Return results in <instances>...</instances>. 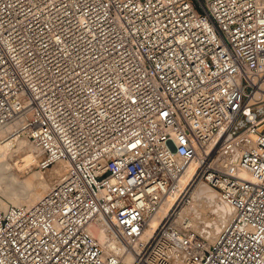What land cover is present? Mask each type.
<instances>
[{"label":"built area","instance_id":"obj_1","mask_svg":"<svg viewBox=\"0 0 264 264\" xmlns=\"http://www.w3.org/2000/svg\"><path fill=\"white\" fill-rule=\"evenodd\" d=\"M5 125L66 170L0 208V264H264V0H0ZM191 161L173 205L197 177L230 219L142 241Z\"/></svg>","mask_w":264,"mask_h":264},{"label":"bare ground","instance_id":"obj_2","mask_svg":"<svg viewBox=\"0 0 264 264\" xmlns=\"http://www.w3.org/2000/svg\"><path fill=\"white\" fill-rule=\"evenodd\" d=\"M23 136L24 135L22 133L14 130V125H5L0 129V174L6 171L10 172V169H12L11 164L9 165L10 169H6L5 167L8 161V158L6 159V153L8 149L12 146L13 142H15L14 147L20 145ZM56 162L61 163V160ZM53 166L54 167H52V170L53 168L56 169L54 175L59 176L60 178L64 174L63 170L65 169V166H63V164H54ZM195 167L196 162L194 161H191L188 164L178 181L177 187L167 194L158 211L147 221V224L144 228V232L142 234V241H145L150 236L152 231H154V229L157 228L158 225L167 217L169 209L173 205L175 199L183 190L184 186L188 184L189 181L193 178V171ZM37 173L39 174V172ZM39 175L41 176V174ZM48 178L49 177L47 176V179ZM199 183L202 182H198L191 193L192 202H189L188 204L183 205L181 207L180 211L178 212V217L175 218L173 222L179 224L181 223V221L186 220L188 225L197 234H199L202 238L207 241H212L216 237L220 229L230 219L232 215V210L231 207H229L217 197L215 191L212 188L206 186L205 184H202L205 186H198ZM45 189L47 190L48 188L36 187L33 191L36 193L35 196L31 197V199L28 200L25 206H28L35 202L45 192ZM21 196V191L9 181H5L4 183L0 184V208L4 207L5 205H23L21 203ZM196 205L197 207H195ZM196 208H200V211ZM211 209H214L216 211V214H213L214 218H209L212 215H210L209 212ZM208 215L210 216L208 217ZM93 234L99 240L102 239V237L98 233L93 232ZM131 260V255L129 253H126L122 257L120 264H130Z\"/></svg>","mask_w":264,"mask_h":264},{"label":"rangeland","instance_id":"obj_3","mask_svg":"<svg viewBox=\"0 0 264 264\" xmlns=\"http://www.w3.org/2000/svg\"><path fill=\"white\" fill-rule=\"evenodd\" d=\"M14 145H15V142L12 143V146L8 149V151L6 153V159L8 158V161L5 165V167H6V169H10L9 165L11 164L12 169H10V172L6 171V172H3L0 174V184L4 183L5 181H9L15 187H17L21 191V195H22L21 196V203L23 205H25L28 202V200L31 199V197L35 196L36 193L33 191L36 187H43V188L47 187V188H49V186L53 182H55L59 179V176L54 175V173L56 172V169L53 168V170H52V167H54L53 165L54 164H56V165L63 164V166H65L63 173H65L66 164H65V162L61 161V163L56 162V163L52 164L51 166H49L45 169H38L37 168V160L39 158V153H38L37 149L32 146V144L25 137V135L23 136L22 142L20 145H17L16 147H14ZM57 163H59V164H57ZM37 172H39V174H41V176ZM47 176L49 177L48 179H47ZM50 180H52V181H50ZM195 180L197 181V177ZM195 182L193 183V185H195ZM202 184L203 183H199L198 186H205ZM193 185L190 187L191 193L195 187V186L193 187ZM45 191H46V189H45ZM41 193H43V192H41ZM191 199H190V202H192ZM18 205H21V204H18ZM183 205L184 204H177L176 206L173 205L171 211L168 214L167 220L170 218L173 219L176 216L178 217V212L180 211V209ZM195 207H197V205ZM196 209H199V211H200V208H196ZM211 210L209 212H210V215L211 214L212 215L211 216L208 215V217L210 216L209 218H214L216 211L214 209H211ZM172 211H173V213H172ZM169 215H171V216L169 217ZM213 237H215V236H213Z\"/></svg>","mask_w":264,"mask_h":264},{"label":"water","instance_id":"obj_4","mask_svg":"<svg viewBox=\"0 0 264 264\" xmlns=\"http://www.w3.org/2000/svg\"><path fill=\"white\" fill-rule=\"evenodd\" d=\"M90 232L93 234V232H95V233H98L99 235H100V233L99 232H97V230L95 229V228H93V227H90ZM94 235V234H93ZM95 236V235H94ZM101 236V235H100ZM96 237V236H95ZM97 238V237H96ZM98 239V238H97ZM102 240V239H101Z\"/></svg>","mask_w":264,"mask_h":264}]
</instances>
